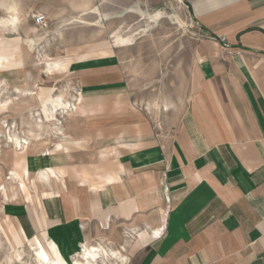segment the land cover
<instances>
[{
  "label": "crops",
  "instance_id": "0c3cea01",
  "mask_svg": "<svg viewBox=\"0 0 264 264\" xmlns=\"http://www.w3.org/2000/svg\"><path fill=\"white\" fill-rule=\"evenodd\" d=\"M183 2L201 38L178 120L155 122L111 51L43 65L76 112L33 134L22 173L37 188L28 203L9 190L1 215L49 235L61 264L74 244L107 250L100 264H264V0Z\"/></svg>",
  "mask_w": 264,
  "mask_h": 264
},
{
  "label": "rangeland",
  "instance_id": "374dc122",
  "mask_svg": "<svg viewBox=\"0 0 264 264\" xmlns=\"http://www.w3.org/2000/svg\"><path fill=\"white\" fill-rule=\"evenodd\" d=\"M37 15L46 17L47 26L36 24ZM12 20L18 27L1 24ZM118 32L135 38L118 45L113 39ZM200 38L183 0H0V185L12 195L8 166L16 159L25 195L27 186L33 188L22 168L27 151H15L10 136L40 138L49 127L39 129L34 116L62 121L65 101L70 102L66 98L76 95L73 90L67 97L58 94L42 78L43 65L52 75L66 71L73 60L117 56L123 69L119 75L133 99L149 108L155 122L173 121L187 105ZM104 51L113 55H98ZM38 90V96L27 94ZM36 132L38 136L30 135ZM5 200L0 191V220L12 229L9 218L1 215ZM48 246L60 261L66 256L55 242ZM14 247L0 236V264H35L34 247Z\"/></svg>",
  "mask_w": 264,
  "mask_h": 264
},
{
  "label": "bare ground",
  "instance_id": "6f19581e",
  "mask_svg": "<svg viewBox=\"0 0 264 264\" xmlns=\"http://www.w3.org/2000/svg\"><path fill=\"white\" fill-rule=\"evenodd\" d=\"M15 21L16 20H12V21H9V22H1V24H2V26H14L16 28L18 26H16V22ZM12 30L14 31V29H12ZM0 83L4 85V81H1ZM17 93H21V90L17 89ZM38 93H39V90H38L37 93L28 91L27 94L37 95L38 96ZM10 102H8V104H10ZM1 103H3V102H1ZM76 108L77 107L75 106V104L65 101V110H64L63 113H66V115H69L70 112L74 111V109H75V112H76ZM41 109H42V106H41ZM34 117H36L35 120L37 122V126L38 127L41 126V127H39V129H42V127L45 125V126L49 127V129H48L49 131L56 132V131L59 130V127H61V124H62V121H60L56 117H51L48 120H44L43 118H40L39 115H37V116L35 115ZM7 127L8 126H5V128H7ZM30 135L33 136V134H30ZM32 142H33V138L31 136L27 137L26 139H21V138H18V137L10 136V139H9V144L11 143L12 144L11 146H13L16 151H24V150L27 151L29 146L32 144ZM1 152L2 151H1V148H0V156H1ZM50 172L53 173L52 170ZM9 175H10L9 180L11 181L13 186H16L21 191V193L24 195V198H25L26 202L28 203V201L26 199L25 192H24V186L19 182V177H18V174L16 173V170L13 169L10 172ZM37 181L38 180H33L32 182H30L29 185L31 186V184H32L33 189H36L37 188V184H38ZM26 188H27L28 192H31L29 186H27ZM0 191L2 192L3 197L7 201H8V199H11L9 197V195H8L7 189L5 188V186H3V184L0 185ZM48 195H52V194H48ZM22 208L23 207H21V209ZM8 209H10V208H8ZM11 211H12V209H11ZM5 218L6 217L4 216V219ZM9 220H10V224H11L10 226L12 227V229L7 227V224H6L5 220L4 221L0 220V236L3 235L4 238L6 239V241L9 243V245L13 249L15 248L14 245L17 248H19V249H20V245H26L29 248L34 247V249L36 251V253H35L36 256H35V259H34L35 260L34 261L35 264H61L60 260L52 253L51 249L48 246V243H50L49 239H47V238H49L48 237L49 235H47L46 233L38 234V235H31V234L27 233V230H26V228L24 226L21 227L19 224H16L17 222L16 223L13 222L10 218H9ZM28 239L31 241V243L29 241H27ZM74 239H75V237H74ZM108 244L106 246H108ZM73 247H74L73 255L75 256V258L72 261H70L69 264H100L99 259L102 256H104V255L107 256V250L100 249V248H98V246H93V245H88V244H83V245L80 246L78 244H74ZM106 249H108V247ZM109 250H111V248ZM115 251H116V249H115ZM115 251H114V253L111 252V253H113V256H115V253L117 252V251L116 252ZM62 258H64V257H62ZM66 258H68V257H66ZM118 260H119V258H118Z\"/></svg>",
  "mask_w": 264,
  "mask_h": 264
},
{
  "label": "built area",
  "instance_id": "2783aa9c",
  "mask_svg": "<svg viewBox=\"0 0 264 264\" xmlns=\"http://www.w3.org/2000/svg\"><path fill=\"white\" fill-rule=\"evenodd\" d=\"M36 24L42 27L47 26L48 22H47L46 17L44 15H37Z\"/></svg>",
  "mask_w": 264,
  "mask_h": 264
}]
</instances>
